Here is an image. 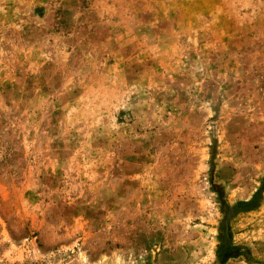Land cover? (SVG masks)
I'll use <instances>...</instances> for the list:
<instances>
[{"label": "rangeland", "instance_id": "rangeland-1", "mask_svg": "<svg viewBox=\"0 0 264 264\" xmlns=\"http://www.w3.org/2000/svg\"><path fill=\"white\" fill-rule=\"evenodd\" d=\"M264 0H0V264H264Z\"/></svg>", "mask_w": 264, "mask_h": 264}, {"label": "trees", "instance_id": "trees-1", "mask_svg": "<svg viewBox=\"0 0 264 264\" xmlns=\"http://www.w3.org/2000/svg\"><path fill=\"white\" fill-rule=\"evenodd\" d=\"M209 185L211 191L216 196V203L221 216L217 226V256L220 257L227 254L232 249L228 239L227 222L236 214L248 211L255 206L260 194L264 190V183H262L261 186L252 194L249 200L238 201L231 206L225 202L221 186L213 184L212 181H209Z\"/></svg>", "mask_w": 264, "mask_h": 264}]
</instances>
